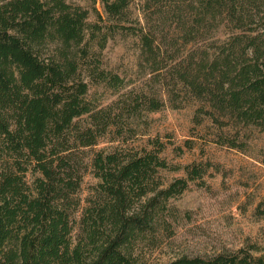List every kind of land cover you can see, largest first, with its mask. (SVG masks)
<instances>
[{"label":"trees","instance_id":"1","mask_svg":"<svg viewBox=\"0 0 264 264\" xmlns=\"http://www.w3.org/2000/svg\"><path fill=\"white\" fill-rule=\"evenodd\" d=\"M136 2L0 1V264H143L142 248L170 226L169 201L210 165L165 184L159 137L151 150H91L145 135L139 121L167 103L196 104L195 126L212 123L214 143L232 149L231 129L264 128V0ZM116 34L139 41L146 88L125 91L101 68L98 50ZM93 84L118 98L95 104ZM90 169L97 183L82 197ZM254 252L167 264H264Z\"/></svg>","mask_w":264,"mask_h":264},{"label":"rangeland","instance_id":"2","mask_svg":"<svg viewBox=\"0 0 264 264\" xmlns=\"http://www.w3.org/2000/svg\"><path fill=\"white\" fill-rule=\"evenodd\" d=\"M133 12L134 19L141 15L138 7ZM223 36L220 32L219 37ZM98 59L102 69L124 80L125 91L146 88L152 80L147 66H142L145 64L136 38L116 34L103 50H98ZM118 96L103 84L91 85L90 97L97 105L110 104ZM196 108L193 102L182 109H173L167 103L160 112L144 115L139 121L138 131H145V135L117 141L107 136L91 150H151L149 142L159 137L166 144L161 156L170 166L160 172L165 184L185 177L187 165H210L202 180L191 182L182 196L169 201L171 214L166 219L170 226L160 231L155 246L142 248L143 264H167L184 255L212 257L240 249L264 254V128L231 129V136H239L240 148L217 145L212 123L195 126ZM95 183L90 169L82 197Z\"/></svg>","mask_w":264,"mask_h":264}]
</instances>
